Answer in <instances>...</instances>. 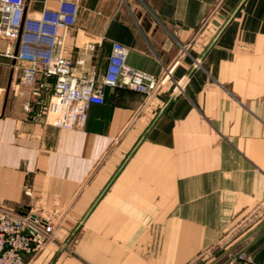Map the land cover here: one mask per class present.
Returning <instances> with one entry per match:
<instances>
[{"label": "crops", "instance_id": "1", "mask_svg": "<svg viewBox=\"0 0 264 264\" xmlns=\"http://www.w3.org/2000/svg\"><path fill=\"white\" fill-rule=\"evenodd\" d=\"M69 1L77 22L58 52L77 76H104L114 42L128 66L171 72L151 98L106 87L83 129L62 130L31 121L0 55V205L54 230L27 264L214 263L264 223L224 245L264 212V0ZM244 253L264 264V234Z\"/></svg>", "mask_w": 264, "mask_h": 264}, {"label": "built area", "instance_id": "2", "mask_svg": "<svg viewBox=\"0 0 264 264\" xmlns=\"http://www.w3.org/2000/svg\"><path fill=\"white\" fill-rule=\"evenodd\" d=\"M78 12V4L69 0L36 15L28 12L27 0H0V38L8 41L0 55L15 62L19 83L30 91L25 111L31 121L62 130L83 129L89 108L104 103L106 87L127 86L151 98L171 72L158 79L128 66V48L114 42L104 76H77L72 59L58 48L61 32L76 25ZM53 231L48 221L31 212L0 205V264H27L52 241ZM238 259L240 264L252 263L245 253Z\"/></svg>", "mask_w": 264, "mask_h": 264}, {"label": "water", "instance_id": "3", "mask_svg": "<svg viewBox=\"0 0 264 264\" xmlns=\"http://www.w3.org/2000/svg\"><path fill=\"white\" fill-rule=\"evenodd\" d=\"M263 234L264 223L212 264H228L230 261L238 258L242 253H244L245 249Z\"/></svg>", "mask_w": 264, "mask_h": 264}, {"label": "rangeland", "instance_id": "4", "mask_svg": "<svg viewBox=\"0 0 264 264\" xmlns=\"http://www.w3.org/2000/svg\"><path fill=\"white\" fill-rule=\"evenodd\" d=\"M262 211V210H261ZM257 211L251 220H247L245 223L234 225L229 232L227 241L224 243L225 246H230L235 242L240 236L248 232L250 229L255 227L260 221L264 220V212Z\"/></svg>", "mask_w": 264, "mask_h": 264}]
</instances>
